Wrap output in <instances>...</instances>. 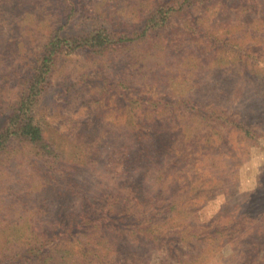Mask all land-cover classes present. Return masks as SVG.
<instances>
[{
    "label": "rangeland",
    "instance_id": "1",
    "mask_svg": "<svg viewBox=\"0 0 264 264\" xmlns=\"http://www.w3.org/2000/svg\"><path fill=\"white\" fill-rule=\"evenodd\" d=\"M2 132L0 264H264V0H0Z\"/></svg>",
    "mask_w": 264,
    "mask_h": 264
},
{
    "label": "trees",
    "instance_id": "2",
    "mask_svg": "<svg viewBox=\"0 0 264 264\" xmlns=\"http://www.w3.org/2000/svg\"><path fill=\"white\" fill-rule=\"evenodd\" d=\"M42 68L48 69V67H42ZM40 78H42V77H40ZM44 80H45L44 78L40 79V81H38L37 84L40 86V84H42L44 82ZM35 88L36 87H34V86L31 87V89H33V90ZM40 93L41 92L39 89H35V92L31 96L30 100H28L27 97L22 98L21 103H20V108L16 111L17 112L16 115H14L16 122L20 118V123H19L17 129L12 131V133L14 135H17V134L20 135L22 137V139L29 142L34 147H38L40 150H42L43 148H46V143H45V140L43 138V131H42L41 127L38 126V124L37 125L35 124L34 116L32 115L33 114L32 108H33L34 102H35L36 98L40 95ZM150 103L152 105L151 107L157 108L159 106V101H154V102L150 101ZM9 123L11 124V123H13V121L10 119ZM142 126L143 125L138 121V116L132 115L130 117V120L128 121V127H129L130 131H132V133L137 137L136 140L137 139L141 140L145 136V133L143 132ZM240 128H242V126H240ZM10 134H11V132H8L6 135H4L3 132L0 133V150L2 149L3 145L5 144L7 138ZM123 152L127 153L129 151L126 150ZM147 154H148V152H147ZM129 158H130V156H124L123 158H120V160L116 162L117 166L118 167L122 166V169H125V166L127 165L126 161H127V159L129 160ZM128 169L132 170L131 167H128ZM135 186L136 185L130 186L128 188V190H129L128 193L126 192L127 193L126 195L131 193V191L133 190V188ZM189 187H190L189 188L190 190L188 191L189 194L192 191L191 188H193L194 190L196 189V188L191 187V186H189ZM172 192L174 193L175 191L173 190L170 193H172ZM165 194H168V193H165ZM170 201H172V200H170ZM158 202H161L163 204L162 207L160 208V207L156 206L152 213H154V211H156L157 209L158 210L160 209L163 211H173L177 208L176 207L177 206L176 200H173L171 203H169L167 199L165 200L164 198H162ZM155 203H157V201H155ZM152 216L156 217V215L150 214L149 220L151 221V223H153V220H154V218L151 219ZM134 227H135V230L137 229L138 231H148V229L146 227H143L139 224L134 225ZM152 231H159V230L156 229V230H152ZM176 237H177V232H175V230H172V232L160 234V238H158V239L156 238L154 240H158L159 243H162V245L165 248H167V251L170 255V254H173V249L175 248L174 246L177 245L176 244V242H177ZM41 252L45 253L44 251L39 250L36 252V255H31L32 253H34V249L29 248L28 250L23 252L24 255H26V257L28 256V258L23 257V253H21L19 255V257L21 256V258H20L21 260L23 258H26L27 260H33V257H35V256L37 257V254H39Z\"/></svg>",
    "mask_w": 264,
    "mask_h": 264
}]
</instances>
